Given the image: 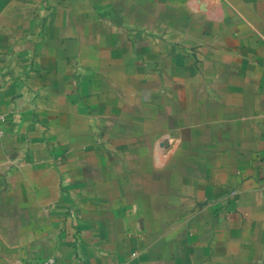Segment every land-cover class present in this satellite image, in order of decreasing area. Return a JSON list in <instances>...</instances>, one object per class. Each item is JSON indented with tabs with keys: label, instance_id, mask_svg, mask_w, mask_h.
<instances>
[{
	"label": "crops",
	"instance_id": "crops-1",
	"mask_svg": "<svg viewBox=\"0 0 264 264\" xmlns=\"http://www.w3.org/2000/svg\"><path fill=\"white\" fill-rule=\"evenodd\" d=\"M0 264H264V0H0Z\"/></svg>",
	"mask_w": 264,
	"mask_h": 264
},
{
	"label": "built area",
	"instance_id": "built-area-1",
	"mask_svg": "<svg viewBox=\"0 0 264 264\" xmlns=\"http://www.w3.org/2000/svg\"><path fill=\"white\" fill-rule=\"evenodd\" d=\"M5 120V116L0 113V137L3 135V122ZM39 264H56V260L54 257H48L41 261Z\"/></svg>",
	"mask_w": 264,
	"mask_h": 264
}]
</instances>
